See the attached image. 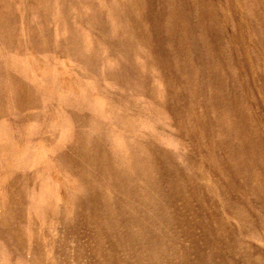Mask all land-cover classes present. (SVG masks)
<instances>
[{"label":"rangeland","instance_id":"rangeland-1","mask_svg":"<svg viewBox=\"0 0 264 264\" xmlns=\"http://www.w3.org/2000/svg\"><path fill=\"white\" fill-rule=\"evenodd\" d=\"M0 264H264V0H0Z\"/></svg>","mask_w":264,"mask_h":264},{"label":"bare ground","instance_id":"bare-ground-1","mask_svg":"<svg viewBox=\"0 0 264 264\" xmlns=\"http://www.w3.org/2000/svg\"><path fill=\"white\" fill-rule=\"evenodd\" d=\"M137 215V214H136ZM131 225V224H130Z\"/></svg>","mask_w":264,"mask_h":264}]
</instances>
